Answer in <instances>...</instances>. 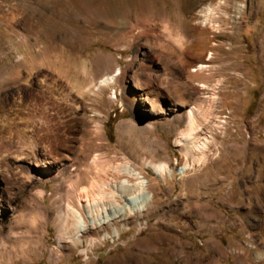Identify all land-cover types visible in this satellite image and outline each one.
I'll return each mask as SVG.
<instances>
[{
  "label": "rangeland",
  "instance_id": "rangeland-1",
  "mask_svg": "<svg viewBox=\"0 0 264 264\" xmlns=\"http://www.w3.org/2000/svg\"><path fill=\"white\" fill-rule=\"evenodd\" d=\"M178 37L198 46L183 65ZM210 51L209 70L192 71ZM219 80L212 105L214 91L199 83ZM207 104L219 128L201 125L208 149L186 155L176 138L187 123L176 113L201 117ZM246 149L248 171L264 166V0H0V264H90L139 234L179 236L180 220L168 217L186 201L183 177L202 179ZM94 157L139 171L152 194L143 212L114 190L127 176L97 173ZM146 162L170 171L159 177ZM92 180L113 196L90 215L75 195ZM68 205L85 222L78 238ZM250 235L248 250L262 247Z\"/></svg>",
  "mask_w": 264,
  "mask_h": 264
},
{
  "label": "crops",
  "instance_id": "crops-1",
  "mask_svg": "<svg viewBox=\"0 0 264 264\" xmlns=\"http://www.w3.org/2000/svg\"><path fill=\"white\" fill-rule=\"evenodd\" d=\"M230 153L202 179L183 177L186 201L179 215L168 217L180 220L179 236L162 242L155 232L139 234L90 264H264V166L248 171V149ZM245 232L262 247L229 254Z\"/></svg>",
  "mask_w": 264,
  "mask_h": 264
},
{
  "label": "bare ground",
  "instance_id": "bare-ground-1",
  "mask_svg": "<svg viewBox=\"0 0 264 264\" xmlns=\"http://www.w3.org/2000/svg\"><path fill=\"white\" fill-rule=\"evenodd\" d=\"M128 1L130 2L133 0H128ZM146 1H152L153 2V0H146ZM139 6H141V5H139ZM149 6H151V4ZM238 6H239V8L241 7L240 5H238ZM213 7L214 6H212L211 4L207 5V7L205 9V15H204L205 19L204 20H209L210 18H212L211 13L215 9ZM186 9H187V7H186ZM146 10H148V9H146ZM148 11H150V10H148ZM148 13H150V12H148ZM113 15H116V14H113ZM150 21H151V19H150ZM128 22H130V21H128ZM142 22H145L144 19ZM145 23H144V25H145ZM173 43L179 49L180 62L182 65L186 63L184 61V57H185L186 52H189V50H192V51L198 50V46H196V45H192V46H189L187 48L184 47L182 38H180V37L174 38ZM211 57H212L211 51L208 53V57L204 60L200 55L196 56L197 64H196V67L192 71H195V72L196 71H208L210 65L208 63H206V60H209ZM124 72H126V71H124ZM114 78H115V75L113 74V72L112 73H105L100 78L92 79L89 83L85 84L83 86V90H84V92H87V93H95L96 90H99L100 88H102V86L108 84L110 81H113ZM133 79H134L133 82L135 83V85L139 87L138 84L141 82H139L137 77H135ZM121 81L122 80H120V83H121ZM122 82H124V81H122ZM220 83H221V81L219 80L213 86H210L206 81H204L202 83L200 82L199 83V89L200 90L206 89V90L214 91L215 89H217V86H219ZM135 97H136V95L131 93L127 96V99L132 104L135 100ZM215 99H216L215 91L212 92L211 96L207 97V101L212 105L214 104ZM210 104L209 105L207 104L208 107L204 111H202V112L200 111L201 117H199L196 114V112L192 109H190L188 111H184L183 113H176V117L183 118L187 123L186 128L181 130L178 133V137L176 138L177 145L179 146L180 150L186 155L191 153V150H196V151L200 152V151H206L208 149V143L212 139V136H210V139H209V137L205 136V137H203V140H201V138H200V135L202 134L200 132L202 130L201 125L204 126L206 124V126L209 127L208 126L209 124L207 122H211L213 124V126H212L213 128H214V126L215 127L218 126L217 125L218 123L212 122V119H214L215 121H218V120H217V117L215 115H213V113H212V107L213 106L211 107ZM217 128H219V126ZM202 159H203L202 157H193L192 161L194 163H199V162H201ZM147 165L152 169L153 173H155L159 177H163L164 173L166 171L167 172L170 171L169 167L164 162H148ZM91 167L94 170H96L97 173H102L104 175H108L109 172H112L116 175L122 174V173L125 174V176H127V178L123 179L122 181L115 182V184L113 185L115 192H117L119 194V196H121L125 201L128 202L129 210H134V211H137L139 213H141L145 210L146 204L150 201L152 194H151V192H149L147 190L146 181L142 179L139 171H136L132 167L127 168V169H123V168H120V166H118V165H112V164L111 165L110 164L104 165L102 160H100L98 157H94L92 159ZM188 167H189V164L184 165V168H188ZM130 179L135 180V182L131 183ZM94 181L92 180V182L90 183L89 186L83 187V188L77 190L76 191L77 193L75 195L76 199L78 201L85 202V204H86L85 208H87V211L90 215L93 213V207H96V206H94L95 204H97L100 201L102 202V200L106 199L107 197L113 196V193L111 194V192L108 193L104 190V186L108 185V183L103 182L102 184H100V183L94 182ZM129 190H132V193ZM67 209L70 210L71 214L75 217V220H76V222L74 224V227L76 230L75 236L78 238L80 235V232L83 231V229L85 227V222H84L79 211H77L76 209L70 208L69 205H68ZM99 223H101V222H99Z\"/></svg>",
  "mask_w": 264,
  "mask_h": 264
},
{
  "label": "built area",
  "instance_id": "built-area-1",
  "mask_svg": "<svg viewBox=\"0 0 264 264\" xmlns=\"http://www.w3.org/2000/svg\"><path fill=\"white\" fill-rule=\"evenodd\" d=\"M245 248H255V245L251 240V235L249 232H245L243 234V237L240 239L239 242V247H228L227 250L229 254L236 255V250H244Z\"/></svg>",
  "mask_w": 264,
  "mask_h": 264
}]
</instances>
